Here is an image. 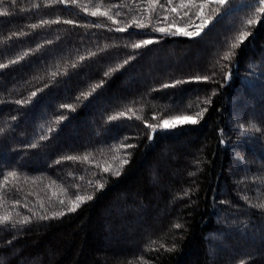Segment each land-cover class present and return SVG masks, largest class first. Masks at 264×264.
Listing matches in <instances>:
<instances>
[{"label": "trees", "instance_id": "16d2710c", "mask_svg": "<svg viewBox=\"0 0 264 264\" xmlns=\"http://www.w3.org/2000/svg\"><path fill=\"white\" fill-rule=\"evenodd\" d=\"M180 3L154 13L147 0L7 4L0 63L29 54L0 69V215L30 222L0 225V264H264V13L235 0L198 37L156 31L188 18L167 10ZM80 5H115V22ZM142 40L153 43L132 47ZM177 80L188 82L162 87ZM205 108L197 124L146 126ZM253 123L260 131L243 132ZM74 194L93 198L67 211Z\"/></svg>", "mask_w": 264, "mask_h": 264}, {"label": "snow or ice", "instance_id": "6c2138e0", "mask_svg": "<svg viewBox=\"0 0 264 264\" xmlns=\"http://www.w3.org/2000/svg\"><path fill=\"white\" fill-rule=\"evenodd\" d=\"M45 6H52L55 4H64V5H68V4H72V5H77L78 0H43ZM230 0H199V2H197V0H181V3L176 6V7H171L167 10L172 11V12H177L178 8L179 9H193V8H197L199 9V11H197L196 13H194L198 18L201 19V23L198 25H195V30L194 31H188L185 30L183 28H177L176 29V33L175 34H180L189 38H195L201 35V33L203 32V30L205 28L208 27V25L212 22V20L214 19L215 16H218L221 11L223 9L226 8V6L229 4ZM10 3L12 6H16L17 5V0H0V16H7L10 15V11L9 8L7 7V4ZM256 3L259 4V7L255 9L254 12V16L258 17L259 14L264 13V0H256ZM173 4V0H165V3H161V0H147V9L149 11V13H154L157 11V9H165L166 5H172ZM215 4L216 7L211 9L212 13L214 15H209V16H205L204 14V9L206 6L208 5H212ZM83 10L85 12H89L91 16H103L106 17L108 20H113L114 21V16L111 12V8L117 7L115 5H112L109 7L108 11H100V6H95V10H91L89 7L84 6V5H80ZM32 7L34 8H39L40 4H33ZM21 11H23V9H21ZM116 15H119V13H116ZM185 16H188V11H185L184 13ZM189 19H191L189 17ZM65 24H74L75 21L73 20H64L62 21ZM115 22V21H114ZM257 22V19L254 18H249L246 21L247 25H254ZM53 23H61V21L59 19L57 20H41L39 22V24H32L30 25V27L32 29H36L38 27H43L45 25H50ZM133 24L135 27L137 28H144L146 27V25L144 23H142L140 20H133ZM96 27H101V24H96ZM131 25H126V27L123 28H117L116 31H126L127 27H129ZM173 25H170L169 28H157L155 29L156 31L165 33V34H172L171 33V28ZM12 36H23L25 35L24 32H14L11 34ZM250 35V33L248 32H244L242 31L236 38V42H234L231 45L232 49H235L236 47L239 46L240 43H243V41ZM153 43L152 40H142L139 41L137 43L132 44L133 48H140L142 46H146ZM29 53L25 52L20 56H17V58L15 60H10L8 61L7 64L5 63H0V69L6 68L8 67L10 64H14L17 63L19 60L23 59L25 56H27ZM96 53H90V55H95ZM232 52L229 51L227 53L224 54V59H230L232 56ZM81 60L85 59V57H80ZM125 64L128 63L127 60H125L124 62ZM55 75V74H53ZM105 75H108V73H105ZM228 76L230 77V73L228 74ZM192 79L196 80V81H208L210 79L209 76H195ZM188 81H182V80H177L172 84H165L162 85V87L164 88H168V87H177L180 84L186 83ZM97 87H100V85H95L92 88V91H95V89ZM33 97L36 95L35 92H33L31 94ZM82 96H87V95H91V92L89 93H82ZM29 100H23V101H17V103H28L30 102ZM79 99V97L77 98ZM210 100H205L204 103H210ZM61 107H65V108H69L71 110H75L73 105H62ZM190 107L188 109H183L182 111H189ZM206 108L205 109H201L198 113H196L195 116H172L168 119H163L159 124H147L146 126L150 129H152L153 132H155L157 130V128H161V129H173L176 128L178 126H183L186 124H197L199 122V118H203L204 113L206 112ZM125 113L121 112L118 114V116H124ZM117 116H111L109 117V120H115L117 119ZM139 118V117H137ZM64 117L61 116L60 120H63ZM59 122V121H57ZM241 128L243 129V132H248L251 130H255V131H260V128L257 127L256 124H251L248 128H244V126H241ZM0 131H2V129H0ZM51 131V129H50ZM152 137L150 136L149 139H151ZM41 139H46V137H41ZM31 147L35 148L37 145L33 144L30 145ZM121 147H134V145H121ZM62 159L65 160H80V159H84L87 160L88 156L85 155L83 158L81 157H77V156H67V157H63ZM59 162V161H58ZM128 160L127 159H122L120 161V166L127 164ZM105 172L110 171V169L108 167H105L103 169ZM111 171L113 172L114 175H120V171L118 168L116 169H111ZM8 177H12V178H16L17 177V173L16 172H10L8 173L4 179L5 181L8 180ZM91 183V182H90ZM99 188H103L104 185L102 183H99V181L96 182ZM75 195V199L74 200H69L68 204L70 206L67 207V211H76L77 208L80 207V205L84 202H86L87 200H91L93 197L91 195H81V194H74ZM61 204H64V201H60ZM258 208L264 209V202L259 203L257 205H255ZM41 207H43V205H41ZM65 212L61 211V212H54L52 214V217L49 216H40L38 217L39 219H49V218H55L56 216H61L64 215ZM30 219L28 217H24L23 219L20 220H15L11 214H4V215H0V225H7V224H11L12 227H15L18 223L19 224H25V223H29ZM176 227H180V225H176ZM241 264H244V262L242 261Z\"/></svg>", "mask_w": 264, "mask_h": 264}, {"label": "rangeland", "instance_id": "374dc122", "mask_svg": "<svg viewBox=\"0 0 264 264\" xmlns=\"http://www.w3.org/2000/svg\"><path fill=\"white\" fill-rule=\"evenodd\" d=\"M235 0H230V2H229V4L228 5H232L233 4V2H234ZM216 7V5L215 4H212V5H208V6H206L205 7V9H204V14H205V16H209V15H214L213 13H212V11H211V9H213V8H215ZM179 10V9H178ZM184 11L186 10V11H188V16H185L187 19H185V21H182V20H180V24L178 23H176L177 21L175 20V21H173L172 22V24L171 25H173L172 27L173 28H183V29H185V30H188V31H194L195 30V25H198V24H200L202 21H201V19L200 18H198L194 13H196L197 11H199V9H197V8H193V9H191V10H189V9H183ZM185 13V12H184ZM189 17L191 18V19H189ZM213 21V20H212ZM170 26V25H169ZM169 26H164V27H161V28H169ZM185 116V115H184ZM168 119V118H167Z\"/></svg>", "mask_w": 264, "mask_h": 264}]
</instances>
